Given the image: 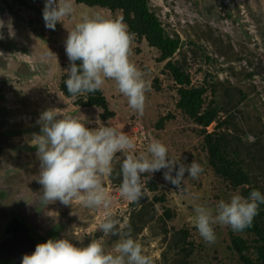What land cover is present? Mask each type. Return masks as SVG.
Wrapping results in <instances>:
<instances>
[{
    "label": "rangeland",
    "instance_id": "obj_1",
    "mask_svg": "<svg viewBox=\"0 0 264 264\" xmlns=\"http://www.w3.org/2000/svg\"><path fill=\"white\" fill-rule=\"evenodd\" d=\"M147 1L165 32L181 41L172 60L183 65L194 87L207 89L208 103L229 106L234 121L228 132L252 146L261 141L260 148L264 149V0ZM72 2L73 12L49 29L42 16L45 0H0V191L6 194L0 203V235L5 223L19 214L40 236L67 238L80 247L97 240L105 251H111L113 236H105L98 225L109 215L120 224L128 221L131 203L120 195V184L111 181L112 175L103 180L111 198L107 209L88 208L75 200L71 205L42 202L40 162L30 144L34 135L40 134L38 119L47 109L74 117L90 129L97 123L108 126L99 117L100 109L76 106L62 93L60 82L70 67L64 41L68 31L86 15L118 19L128 28L122 11ZM159 57V51L146 40L130 37L128 59L146 84L144 109L142 114L131 109L115 82L106 79L101 89L116 115L117 124L112 127L133 140L130 154L139 155L150 142L159 141L172 159L185 165L195 161L202 172L195 179L185 173L179 189L164 179L166 169L142 176V194L150 179L158 180L175 218L167 222L166 232L158 220L162 207L157 205V220L135 240L153 264H240L231 250V236H251L216 224L215 242L209 244L194 227V205L214 208L217 201H227L242 189L229 186L210 167L202 129L177 109L178 87L164 73L166 62H158ZM220 117L228 118V114L222 112ZM163 118L164 127L158 129ZM216 131V124L209 128L211 133ZM123 158L124 154H116L114 173ZM260 174L264 171L259 172L255 185L264 194V176ZM152 199L149 195L148 201ZM178 230L189 232L188 260L171 245L172 234Z\"/></svg>",
    "mask_w": 264,
    "mask_h": 264
},
{
    "label": "clouds",
    "instance_id": "obj_2",
    "mask_svg": "<svg viewBox=\"0 0 264 264\" xmlns=\"http://www.w3.org/2000/svg\"><path fill=\"white\" fill-rule=\"evenodd\" d=\"M72 12V0H45V26L54 29ZM129 43V33L120 20L99 14L83 16L64 41L70 62L64 80L67 92L72 96L94 93L110 79L127 98L129 107L142 114L146 84L142 73L128 59ZM38 123L40 134L34 135L30 144L36 148L40 162L38 181L42 185V202L47 204L59 201L71 205L75 200L88 208L107 209L111 198L103 180L113 174L117 153L124 154L119 165V193L134 204L142 197L141 177L145 173L166 169L164 179L179 189L185 173L195 179L202 172L195 161L185 165L172 159L166 145L159 141L150 142L139 155L130 154L134 142L122 130L98 123L90 129L74 117L61 116L55 109L44 110ZM261 204L264 194L255 189L247 197L236 193L227 201L221 199L214 208L196 204L194 227L206 243H214V225L243 231L251 226ZM125 228L126 224L109 215L99 223L98 230L105 236L119 237L111 251H105L103 243L97 240L80 247L67 238L48 239L37 244L31 254H24L21 264H153L132 237L131 229Z\"/></svg>",
    "mask_w": 264,
    "mask_h": 264
},
{
    "label": "trees",
    "instance_id": "obj_3",
    "mask_svg": "<svg viewBox=\"0 0 264 264\" xmlns=\"http://www.w3.org/2000/svg\"><path fill=\"white\" fill-rule=\"evenodd\" d=\"M78 5L99 7L111 12L122 11L123 21L126 23L130 37L144 39L150 47L160 53L158 62H166V75L171 76L178 87L179 100L177 109L185 114L196 125L201 127L204 138V147L208 155V163L214 173L234 189H242L240 195L247 197L253 189L260 188L255 185L259 172L264 171V149L259 145L246 144L240 137L228 132L229 125L233 123L234 116L230 113L228 105L222 106L218 102H207V89L194 87L191 78L178 61L173 57L180 48L181 41L177 37H171L165 32L160 20L149 8L147 0H75ZM79 63V62H77ZM65 73L60 82V89L64 96L74 100L76 106L82 108H98L101 110L100 119L108 126L117 124L116 115L110 110L109 102L102 89L94 93H86L72 96L67 92L64 80ZM227 113L228 118H221V113ZM236 115V113H233ZM159 122L158 129L164 127V120ZM216 124V132H209V128ZM259 142V140H256ZM264 146V145H262ZM264 176V174H260ZM142 178V177H141ZM111 181L121 183L119 171L113 172ZM261 192V191H260ZM262 193V192H261ZM149 195L153 199L148 201ZM5 192L0 191V202L5 198ZM162 207V215L159 221L166 228L167 222L175 218V214L167 207V196L161 192L158 180L152 178L146 184V191L142 194L138 203H131V212L126 222V228L131 229L134 239L145 230L147 225L157 220L156 206ZM251 236L244 238L238 235L231 236V250L238 257L240 264H264V204L258 208L257 215L253 218L250 227L239 231ZM171 245L179 256L185 259L191 255L186 244L189 239L187 230H178L172 234ZM118 236H113L116 242Z\"/></svg>",
    "mask_w": 264,
    "mask_h": 264
},
{
    "label": "flooded vegetation",
    "instance_id": "obj_4",
    "mask_svg": "<svg viewBox=\"0 0 264 264\" xmlns=\"http://www.w3.org/2000/svg\"><path fill=\"white\" fill-rule=\"evenodd\" d=\"M1 203V202H0ZM22 226H26L29 230V238L25 234L19 236V232L22 230ZM9 232V242H11L10 252L14 253V258L0 259V264H21V259L24 254H31L37 244L46 242L51 239L50 234L48 236H40L34 229L33 225L26 218L14 215L11 219L5 223V226L1 228L0 240L5 237ZM9 250V249H8Z\"/></svg>",
    "mask_w": 264,
    "mask_h": 264
},
{
    "label": "water",
    "instance_id": "obj_5",
    "mask_svg": "<svg viewBox=\"0 0 264 264\" xmlns=\"http://www.w3.org/2000/svg\"><path fill=\"white\" fill-rule=\"evenodd\" d=\"M22 233L25 234V236L29 238L30 232L26 226H22V230L19 232V236H21ZM10 236L12 235L9 232H7L5 237H3L2 240H0V259L15 257L14 253L10 252V249H11V242H9ZM34 249L35 248L33 247V250Z\"/></svg>",
    "mask_w": 264,
    "mask_h": 264
},
{
    "label": "crops",
    "instance_id": "obj_6",
    "mask_svg": "<svg viewBox=\"0 0 264 264\" xmlns=\"http://www.w3.org/2000/svg\"><path fill=\"white\" fill-rule=\"evenodd\" d=\"M142 139H145V138H141V140H142Z\"/></svg>",
    "mask_w": 264,
    "mask_h": 264
}]
</instances>
